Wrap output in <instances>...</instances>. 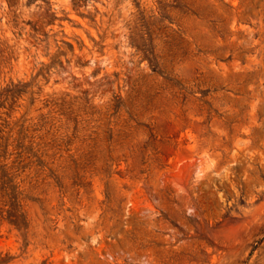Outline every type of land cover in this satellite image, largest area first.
<instances>
[{
	"label": "rangeland",
	"instance_id": "1",
	"mask_svg": "<svg viewBox=\"0 0 264 264\" xmlns=\"http://www.w3.org/2000/svg\"><path fill=\"white\" fill-rule=\"evenodd\" d=\"M0 264H264V0H0Z\"/></svg>",
	"mask_w": 264,
	"mask_h": 264
}]
</instances>
